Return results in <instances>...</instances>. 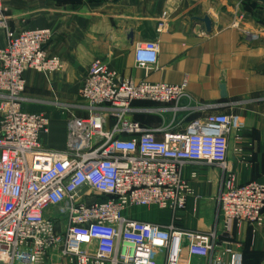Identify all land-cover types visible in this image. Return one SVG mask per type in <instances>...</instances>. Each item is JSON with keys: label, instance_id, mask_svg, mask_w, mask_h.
<instances>
[{"label": "built area", "instance_id": "obj_1", "mask_svg": "<svg viewBox=\"0 0 264 264\" xmlns=\"http://www.w3.org/2000/svg\"><path fill=\"white\" fill-rule=\"evenodd\" d=\"M7 1L0 0V27L7 38L0 49V264H44L47 251L59 242L64 264H191V257H208L210 264H242L237 244L222 246L215 230L185 231L128 214L136 207L172 214L182 209L191 193L183 166L201 162L223 172L217 201L225 224L259 227L264 182L237 184L228 166L232 116L211 113L183 132L167 131L158 139L129 117L131 104H172L170 109L177 112L186 80L178 85L120 80L94 58L79 89L87 115L67 116L63 151L45 149L40 136L49 119L24 110V73L49 75L62 69V61L46 51L50 29L8 26ZM166 17L163 13L158 31ZM158 52L157 42H138L136 65L146 69L156 64ZM141 54L155 59L142 61ZM61 222L63 237L57 232Z\"/></svg>", "mask_w": 264, "mask_h": 264}, {"label": "crops", "instance_id": "obj_2", "mask_svg": "<svg viewBox=\"0 0 264 264\" xmlns=\"http://www.w3.org/2000/svg\"><path fill=\"white\" fill-rule=\"evenodd\" d=\"M264 0H9L5 3L8 26L14 30L48 28L49 55L62 61V69L44 75L24 73L23 108L49 119L41 145L63 151L66 118L85 117L79 89L89 63L99 58L120 80H147L178 85L187 82L186 95L177 112L172 104L134 101L130 118L161 139L164 132H183L195 119L211 113L232 116L228 137V166L237 184L264 182ZM166 13V25L158 23ZM242 14V18L239 15ZM211 21L208 32L202 19ZM238 21V26L233 23ZM155 41L156 64L138 67L134 49L138 42ZM0 27V49L6 46ZM239 130L235 142L233 128ZM194 173V177L192 174ZM182 177L191 193L182 209L172 214L156 207H136L131 218L173 225L195 232L216 231L222 246L237 244L242 264H264V211L262 224H225L217 196L223 172L216 165L187 162ZM97 196V195H96ZM64 222L58 223L57 227ZM186 245V242H185ZM185 262V260H183ZM191 264H210L208 257H191Z\"/></svg>", "mask_w": 264, "mask_h": 264}, {"label": "rangeland", "instance_id": "obj_3", "mask_svg": "<svg viewBox=\"0 0 264 264\" xmlns=\"http://www.w3.org/2000/svg\"><path fill=\"white\" fill-rule=\"evenodd\" d=\"M263 27H264V25L261 28V32H262ZM24 93H25V91H24ZM232 133H233L232 134V139L235 142L236 138L239 135V130L237 131L236 128L234 127ZM92 196L95 197V194L92 195ZM57 230H58L57 231L58 234L63 237L64 236L65 225L60 224L57 227ZM61 248H62V242H59L56 245H54V247H52V249L47 251V253L45 255V258H44V264H64V259L61 256Z\"/></svg>", "mask_w": 264, "mask_h": 264}, {"label": "water", "instance_id": "obj_4", "mask_svg": "<svg viewBox=\"0 0 264 264\" xmlns=\"http://www.w3.org/2000/svg\"><path fill=\"white\" fill-rule=\"evenodd\" d=\"M202 21L204 22L207 31L210 32L211 31V21H210V19L206 16V17H204L202 19Z\"/></svg>", "mask_w": 264, "mask_h": 264}, {"label": "clouds", "instance_id": "obj_5", "mask_svg": "<svg viewBox=\"0 0 264 264\" xmlns=\"http://www.w3.org/2000/svg\"><path fill=\"white\" fill-rule=\"evenodd\" d=\"M140 59L143 60H154L155 57L154 56H144L143 54L140 55Z\"/></svg>", "mask_w": 264, "mask_h": 264}]
</instances>
